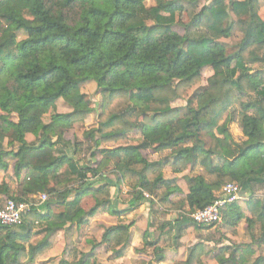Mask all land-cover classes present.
I'll use <instances>...</instances> for the list:
<instances>
[{
    "label": "clouds",
    "instance_id": "1",
    "mask_svg": "<svg viewBox=\"0 0 264 264\" xmlns=\"http://www.w3.org/2000/svg\"><path fill=\"white\" fill-rule=\"evenodd\" d=\"M0 264H264V0H0Z\"/></svg>",
    "mask_w": 264,
    "mask_h": 264
},
{
    "label": "trees",
    "instance_id": "2",
    "mask_svg": "<svg viewBox=\"0 0 264 264\" xmlns=\"http://www.w3.org/2000/svg\"><path fill=\"white\" fill-rule=\"evenodd\" d=\"M41 38H43V39H47V37H41Z\"/></svg>",
    "mask_w": 264,
    "mask_h": 264
}]
</instances>
